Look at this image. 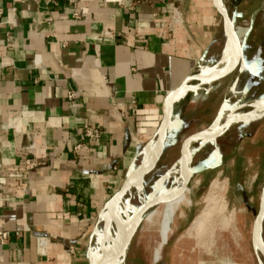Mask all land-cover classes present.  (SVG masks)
Instances as JSON below:
<instances>
[{
	"label": "crops",
	"instance_id": "crops-1",
	"mask_svg": "<svg viewBox=\"0 0 264 264\" xmlns=\"http://www.w3.org/2000/svg\"><path fill=\"white\" fill-rule=\"evenodd\" d=\"M232 11L236 22L242 11ZM222 27L214 0H0V264H97L100 210L159 136L167 96L215 53ZM186 94L163 146L186 127ZM221 122L218 111L208 126Z\"/></svg>",
	"mask_w": 264,
	"mask_h": 264
},
{
	"label": "rangeland",
	"instance_id": "rangeland-1",
	"mask_svg": "<svg viewBox=\"0 0 264 264\" xmlns=\"http://www.w3.org/2000/svg\"><path fill=\"white\" fill-rule=\"evenodd\" d=\"M224 5L230 16L232 10L242 11V16L233 24V30L238 24L246 27L242 42L235 47L232 45L225 59L230 63L227 66L221 64V68L213 72V76L215 73L218 76L209 88L196 76L204 67L215 65L219 57L216 45L215 53L195 69L187 83L190 86L182 88L179 93L188 91L186 102L193 100V103L184 105L187 109L186 127H180L173 144L163 146L155 164L147 168L135 198L128 201V205L138 211L147 196L154 197L168 188L173 174H184V156L179 159L181 145L189 137L197 136V140L191 138L190 144L186 141L192 152L188 167L193 174L174 210L168 239L159 246V259L154 261L153 252L160 241L162 205H159L149 218L143 215L134 234L122 245V250L127 249L123 264H261L253 240L258 238L254 223L264 179V107L257 108L264 104V17L261 14L264 7L263 0H238L235 9L228 0ZM240 50L245 68L240 67ZM234 66L231 72L223 74ZM239 70L244 76L234 90L232 85L240 75ZM249 71H253V85L248 96L243 97L241 89ZM193 96L195 98L191 99ZM258 100L262 103L255 104ZM218 111L222 125L226 120H231V123L212 137L214 140L211 142L209 137L199 135L212 130L208 125ZM205 166L212 167L197 172ZM133 178L136 183L137 177ZM120 193L112 201L117 203L115 207H118L116 199ZM106 208L98 216L91 237L92 245L101 233V224L104 226L102 215ZM111 214L112 208L108 216ZM115 221L117 227L113 234L117 237L116 232L121 230L120 218L117 216ZM260 232L264 244V220Z\"/></svg>",
	"mask_w": 264,
	"mask_h": 264
},
{
	"label": "bare ground",
	"instance_id": "bare-ground-1",
	"mask_svg": "<svg viewBox=\"0 0 264 264\" xmlns=\"http://www.w3.org/2000/svg\"><path fill=\"white\" fill-rule=\"evenodd\" d=\"M263 7H264V0H263ZM222 10L225 11L224 9H222ZM225 13L227 14L226 11H225ZM261 14L264 17V9L261 12ZM229 19H231V18L229 17ZM245 30H246V27L244 25L243 26L241 24L235 25L234 31H233L234 34L232 35L231 32L229 31L227 25L225 23L223 24L222 30H221L218 38L214 41V43L218 49V53H219L218 60L215 62V65H212L210 67H204L203 69H201L199 75L196 76L197 79H200V81L205 83L207 88H209V86H211L212 84H214L216 82V78H217L218 74L215 73L213 76V72L216 71L221 66V64L225 63L224 65L227 66L230 63L229 61H226L225 59L228 57L229 53L231 52L232 45H233V47H235V46H238L239 44H241L242 37H243V35H245L244 34ZM225 33H226V35H225ZM234 38L236 40H234ZM225 39L227 40L226 45H225L226 51H225V53H223L224 52V41H225ZM232 42H233V44H232ZM218 73H219V71H218ZM189 86H190L189 84H186L184 87H189ZM184 87H183V89H184ZM254 103L255 104H261L262 102H259V100H258ZM263 107H264V104L262 106L260 105V107H257V108L259 109V108H263ZM166 120L168 122V118ZM166 120L161 126L162 127L161 128V134L163 132L164 126L166 125L165 124ZM229 124L230 123H228L226 125V127H228ZM216 134H217V132L215 131V129H212V130L204 131L199 136H201V137H210V136L214 137V135H216ZM199 136H198V139H199ZM191 138L193 139V137H191ZM187 146H188V143H186L185 147L183 148V156H184L183 161H185L184 167H183L184 168V174L183 173L178 174V175L173 174L174 177L171 179L169 186L167 189H165V191H163L162 193L159 192L154 197H148L147 196V200L143 203V205H145V204L153 202V205L150 206L149 209L143 214V215L146 214L147 218H149L151 216V214L154 212L155 207L162 205L161 219H160V223H159L160 241H159L157 247L155 248V250L153 252V260L154 261H157L159 259V246L164 244L168 239V234L170 231L169 225H170V222L172 220L174 210L176 209L179 201L181 200V197L183 194L181 191L182 187H183L185 181L187 180V178L189 177L188 161L190 158V154L192 152L190 153L191 149L187 148ZM158 147H159L158 137L156 140H154V143H152V144L150 143V144L146 145V147H144L142 154H141L140 163H139L138 168L136 170H134L129 175L127 187L124 190H122V192L119 194L118 198L116 199L118 202V207H115L117 205V203L114 204V202H113L110 206H108L104 210V214L102 215V219L104 221V226H103V224H101L100 235L98 234L97 238H95L94 240L92 239L93 240L92 241L93 246H94V249L96 251V254H95V256H93V258L97 259L99 257L97 264H123V262L125 260L127 249L122 250V245L136 231L137 222L139 219V218L137 219V209L131 208L128 205V201L130 199L135 198V194L137 191L136 189L139 187V184L142 181L143 174L145 173L147 168H149V166L151 165ZM185 149H186V151H185ZM186 156H187V158H185ZM133 177H137L136 183L134 182L135 178H133ZM130 187H131V190L129 192L128 189ZM130 194H131V196H130ZM126 199H127V201H126ZM143 205H141V206H143ZM111 208H112V214L110 216H108V211ZM117 216H118V218H120L119 223L121 226V230H120V232H116L119 235L116 237V235L113 233H114V228L117 227V225H115L117 223L115 221ZM146 217H144V218H146ZM102 226H103V229H102ZM154 233H156V232H154ZM257 236H258V238H255L253 240V243L256 247V253L258 254V257L260 258V263L264 264V246L262 244V240H260V239H262L261 235H259V233H258ZM141 240L143 241V239H141ZM106 248H108V250H104ZM147 254H148V252H147ZM148 262H150V261H148Z\"/></svg>",
	"mask_w": 264,
	"mask_h": 264
},
{
	"label": "water",
	"instance_id": "water-1",
	"mask_svg": "<svg viewBox=\"0 0 264 264\" xmlns=\"http://www.w3.org/2000/svg\"><path fill=\"white\" fill-rule=\"evenodd\" d=\"M214 5L216 6L218 12H219L220 15H221L222 23H223V24L225 23V24L227 25L229 31H230L231 34L233 35V34H234V32H233V31H234V30H233V24H234L233 20H232V19H229V16L225 13V11H223V10L221 9V6H220V4H219V0H214ZM234 40H236V39L234 38ZM240 52H241V50H240ZM240 57H241V55H240ZM240 57H239V59H238V62H239V60H240ZM238 62H237V63H238ZM236 65H237V64H236ZM236 65H235V66H236ZM235 66H234L233 68L227 70V71L224 72L223 74H227V73L231 72V71L235 68ZM186 84H187V83L182 84L177 90H175L174 92H172L171 94H169V95L167 96V98H166V102H165V107H164V121H163V123L165 122V120H166L167 118H169V115H170V112H171V108H172L173 103L176 102L179 98H181L184 94H186V93L188 92V91H186V92H184L182 95H178V94L182 91V88H183ZM167 115H168V116H167ZM232 119H234V118H232ZM228 123H231V120H226V123H225V124H223V125L221 124L219 127H217V128L215 129V131L217 132V134H218L219 132H221L222 130H224V128H226V125H227ZM165 124L167 125V120H166V123H165ZM166 125L164 126V130H163L162 134H161V130H160V132H159V136H158L159 147H158V149H157V151H156V153H155V156H154V158H153V161H152L150 167H152V166L155 164L156 160L158 159V157L160 156V154H161V152H162V148H163V140H164L165 133H166V128H167ZM214 136H215V135H214ZM192 137L194 138L193 140H195V139H196L195 137H197V136H192ZM209 138L211 139L212 137L210 136ZM196 140H197V139H196ZM186 141L189 142V144H190V142L192 141V140H191V137H189L188 139H186V140L182 143V145H181V149H180V156H179V159H182V157H183V148L185 147L184 145H185ZM150 167H149V168H150ZM211 167H212V166H205V167H202V168L198 169L197 172H201V171L207 170V169H209V168H211ZM147 170H148V169H147ZM147 170L145 171L144 174H146ZM144 174H143V176H142V179L144 178ZM192 174H193V172H190V171H189V177H188L187 180L185 181V183H184V185H183V187H182V190H181L182 193L186 190V188H187V184H188V181H189V179H190V177H191ZM128 178H129V176L126 178L124 184L119 188V190H118L116 193H114V194L109 198V200L103 205V207H102V209L100 210L99 214L102 212V210H103L105 207H108V206L111 205L112 201L114 200L115 196H116L118 193H120L122 190H124V189L127 187V184H128ZM152 205H153V202H152V203L145 204V205L140 206V207L138 208V211H137V219H138V218H139V219H138L137 225H138V223L140 222V220L142 219L143 214H144V213L149 209V207L152 206ZM263 216H264V179H263V185H262V192H261V198H260V205H259V209H258V212H257L256 218H255V223H254V230L256 229V231H257V233H259V235H261L260 230H261V223H262V220H263ZM260 240H261V239H260ZM262 244H263V242H262ZM263 246H264V244H263Z\"/></svg>",
	"mask_w": 264,
	"mask_h": 264
},
{
	"label": "built area",
	"instance_id": "built-area-1",
	"mask_svg": "<svg viewBox=\"0 0 264 264\" xmlns=\"http://www.w3.org/2000/svg\"><path fill=\"white\" fill-rule=\"evenodd\" d=\"M71 94L69 95V97ZM86 134L90 137H96L98 134L95 130L86 129ZM7 239V233L6 232H0V242L3 243Z\"/></svg>",
	"mask_w": 264,
	"mask_h": 264
}]
</instances>
